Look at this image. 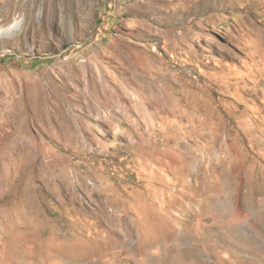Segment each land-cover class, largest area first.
<instances>
[{
  "label": "rangeland",
  "instance_id": "obj_1",
  "mask_svg": "<svg viewBox=\"0 0 264 264\" xmlns=\"http://www.w3.org/2000/svg\"><path fill=\"white\" fill-rule=\"evenodd\" d=\"M0 264H264V0H0Z\"/></svg>",
  "mask_w": 264,
  "mask_h": 264
}]
</instances>
